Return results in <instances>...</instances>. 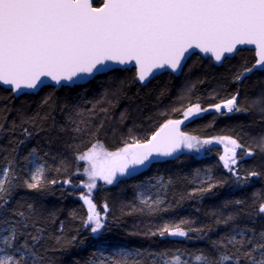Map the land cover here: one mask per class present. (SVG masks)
Wrapping results in <instances>:
<instances>
[{"label":"snow or ice","instance_id":"1","mask_svg":"<svg viewBox=\"0 0 264 264\" xmlns=\"http://www.w3.org/2000/svg\"><path fill=\"white\" fill-rule=\"evenodd\" d=\"M242 46H252L256 60L233 73L235 84L256 71H264V0H101L99 5L95 0H0V86L16 95L45 87L83 88L87 78L119 71H134L135 79L145 84L164 70L184 75L187 61L197 53L216 65L226 64ZM51 99L46 97L44 103ZM258 100H264V94ZM103 103L97 100L88 112L71 102L65 106L68 120L60 131L73 133L74 140L88 142L89 146L86 150L74 148L73 170L62 180L49 178L48 173H67L68 161L61 159L60 166L52 169L46 159L48 152L33 147L19 155L20 147L37 131H43L41 121L47 117L28 118L19 113V124L14 120L9 128H5L6 117L0 121V133L19 129L23 137L10 139L11 148L0 157V264H63L62 260L54 261L51 253L70 251L78 242L77 236L67 238L62 221L56 230L59 234L54 235L47 222L55 223V213L46 220L36 200L19 195L23 191L39 197L58 184L61 188L86 190L78 197L85 208L80 219L93 238L95 250L85 264H264V228L233 224L241 214L251 225L264 222V199L253 200L247 209L242 207L246 204L243 199L225 201L224 208L236 206L235 210L227 215L214 213L213 224L232 227L216 239L208 238L211 250L158 252L108 239L109 205L104 203L98 208L93 200L98 182L113 185L122 177L139 179L138 173L159 158L175 157L183 151L200 153L213 144L223 146L219 162L238 187L244 188L252 178L264 176L256 170L241 173L240 160L256 154L249 145L228 135L201 138L181 130L186 121L209 111L221 116L247 112L239 91L207 107L199 102L174 107L171 111L180 113L181 118L163 113L166 118L158 128L142 139H125L123 146L114 151L99 140L104 124L95 126L86 119L97 111L107 114L109 107H96ZM107 103L111 105L112 101ZM54 107V102L49 104V108ZM120 119H126L124 113ZM257 147L264 152V136ZM73 176L81 177L80 183L73 184ZM151 179L155 183L136 186L138 205L133 212L154 216L172 207L166 195L171 181L164 177ZM225 183L206 176L188 196L203 197ZM71 215L75 218V213ZM192 223L183 218L161 220L146 231L130 235L191 240L190 233L196 232L205 234L196 237L203 240L213 231L211 226L193 227ZM72 264H80L79 259L72 258Z\"/></svg>","mask_w":264,"mask_h":264},{"label":"trees","instance_id":"2","mask_svg":"<svg viewBox=\"0 0 264 264\" xmlns=\"http://www.w3.org/2000/svg\"><path fill=\"white\" fill-rule=\"evenodd\" d=\"M95 3L99 5L101 0H95ZM255 60L254 51L241 50L226 64L218 67L209 58L196 54L187 62L189 67L185 68L184 75L176 77L165 73L152 79L146 86L136 83L134 71H119L114 74L99 75L83 88L70 90L45 87L37 94L21 97H15L10 90L0 87V121L6 117L5 128H9L14 120L19 124V113H23L28 118L47 117L41 121L43 131H37L25 145L21 146L19 155H25L30 148L35 147L41 153H49L46 159L52 169L60 166L61 159L68 161L67 173L58 174L55 171L48 173L49 178L57 177L62 180L73 170L74 148L80 147L81 150H86L89 146L88 142L81 144L79 140H74L73 133L60 131L67 123L68 112L65 106L70 102L80 105L85 112H88L97 100L105 101L96 107H109L107 114L97 111L95 116L86 119L95 126L104 124L103 129L100 130L99 140L108 150L114 151L123 146L125 139L130 140L132 136L142 139L158 128L166 118L163 113H168L171 118H181L180 113L171 111L174 107H182L189 102H199L207 107L238 90L240 102L248 109L247 112L221 116L209 111L201 117L187 121L182 130L201 138L228 135L238 139L240 143L256 150L254 156L243 157L240 160L241 173L250 170L264 173V152L257 147L260 137L264 136V100H258L261 94H264V71L254 73L240 84L232 82L233 73L237 69L242 65L250 67ZM213 95L216 96L215 100L212 99ZM48 96L52 99L46 104L44 101ZM107 101H112L111 105ZM53 102L54 109L49 108V104ZM122 113L126 116L123 121L120 119ZM129 129H132L131 136ZM18 138H23L19 129L15 133L11 131L0 133V157L7 154L5 149L11 148L9 140ZM220 153L221 149L217 146L206 149L201 156L182 153L164 161H155L149 169L138 173L139 179L121 178L113 185L99 183L97 189L93 191V200L98 208L104 203L109 205V218L106 221L110 227V232L106 233L108 239L118 241L121 245L130 248L139 247L157 252L162 249L211 250L208 238L216 239L219 235L230 231L232 227V225L225 227L213 224L216 219L214 213L227 215L235 210L236 206L224 208L225 201L243 199L246 204L242 207L247 209L248 204L253 200L264 199V176L252 178L249 185L244 188L238 187L234 178L220 164ZM209 175L216 181L226 180L227 183L203 197H189L188 193L198 186V181ZM155 177H164L165 181H171L167 186L166 195L167 203L172 207L169 211L154 216L133 212L132 208L138 205L136 186L155 183V180L151 179ZM72 180L73 184H78L81 177L73 176ZM82 191L85 190L71 186L61 188L58 184L50 192L39 197L35 193L23 191L19 193L26 199L36 200L46 220L55 213V223L47 222L48 230L54 235L59 234L56 230L62 221L65 236L69 239L74 235L77 236L78 242L70 251L51 253L54 261L62 260L63 264H72L74 257L79 259L80 264H85L95 250L90 232L81 224L80 218L85 215V208L78 197ZM254 193L257 195L254 196ZM161 194H164L163 191ZM71 213H75V218ZM182 218L193 222V227L211 226L213 231L208 232L203 240L196 237L205 234L196 232L190 233L193 237L191 240L181 238L161 240L159 237L130 235V233L146 231L161 220L179 221ZM233 224L264 228V222L251 225L242 214ZM79 241H83V244L81 245ZM147 259L150 261L152 258Z\"/></svg>","mask_w":264,"mask_h":264},{"label":"water","instance_id":"3","mask_svg":"<svg viewBox=\"0 0 264 264\" xmlns=\"http://www.w3.org/2000/svg\"><path fill=\"white\" fill-rule=\"evenodd\" d=\"M241 50H251V51H254L253 48H252V46H242V47L238 50V52L241 51ZM197 54L200 55V56L203 57V58H206V59L208 58V57L203 56V54H201V53H197ZM236 55H237V54H236ZM236 55H235V56H236ZM235 56H234V57H235ZM234 57H232V58H234ZM232 58H229V59H232ZM188 61H189V60H188ZM188 61H187V62H188ZM214 65L220 67V66H222L223 64H221V65H216V64H214ZM129 67H131V66H129ZM256 72H261V71H256ZM256 72H254V73H256ZM165 73H170V72H169L168 70H164V71L158 73L157 76L162 75V74H165ZM254 73H253V74H254ZM170 74H172V75H174V76H176V77H177V76H180V75H178V74H174V73H170ZM253 74H251V75H253ZM99 75H103V74H98L97 76H99ZM251 75H250V76H251ZM97 76H96V77H97ZM250 76H249V77H250ZM96 77H95V78H96ZM93 79H94V78H87V83L90 82V81H92ZM151 80H152V79H151ZM151 80H150V81H151ZM136 83L140 84L137 80H136ZM148 83H149V82H146L145 84H140V85H141V86H146ZM0 87L9 90L6 86H0ZM54 88L61 89V88H59V87H54ZM40 90H41V89H40ZM40 90H38L37 92H28V93H26V94H25V93H21V94H19V95L14 94V96H15V97H21V96H23V95L37 94ZM184 125H185V124H184ZM184 125H182L181 127H183ZM220 149H221V154H222V153H223V146H221ZM167 159H168V158H166V159H165V158H159L157 161H163V160H167Z\"/></svg>","mask_w":264,"mask_h":264},{"label":"rangeland","instance_id":"4","mask_svg":"<svg viewBox=\"0 0 264 264\" xmlns=\"http://www.w3.org/2000/svg\"><path fill=\"white\" fill-rule=\"evenodd\" d=\"M181 130H182V129H181ZM182 131H183V130H182ZM213 146L221 147L222 145H216V144L209 145V146H207L205 149H202L200 153L183 151V152H181V153H177L176 156H178V155H180V154H182V153H191V154H195L196 156H201L202 153H203L207 148H210V147H213ZM220 154H221V153H220ZM176 156H175V157H176ZM171 158H174V157H171ZM202 177H204V175H203ZM122 178H124V177H122ZM119 179H121V178H119ZM119 179H118V180H119ZM99 183L103 184V182H98V184H99ZM145 184H147V183H145ZM85 191H86V190H85ZM152 195L155 196V190H153Z\"/></svg>","mask_w":264,"mask_h":264}]
</instances>
